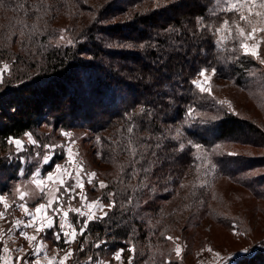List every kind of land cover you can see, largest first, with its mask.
<instances>
[{
  "label": "trees",
  "instance_id": "obj_1",
  "mask_svg": "<svg viewBox=\"0 0 264 264\" xmlns=\"http://www.w3.org/2000/svg\"><path fill=\"white\" fill-rule=\"evenodd\" d=\"M224 19L234 17L214 0H0V66L11 68L0 83V149L43 125L84 130L108 185L101 198L116 201L87 224L71 264L167 236L186 244L211 223L231 229L238 217L225 208L224 183L264 196V70L233 40L219 42ZM61 29L71 43H56ZM204 69H215L213 90L242 94L245 110L199 91ZM10 160L4 195L22 168ZM237 263L264 264V247Z\"/></svg>",
  "mask_w": 264,
  "mask_h": 264
},
{
  "label": "rangeland",
  "instance_id": "obj_2",
  "mask_svg": "<svg viewBox=\"0 0 264 264\" xmlns=\"http://www.w3.org/2000/svg\"><path fill=\"white\" fill-rule=\"evenodd\" d=\"M216 9L220 10V7L222 5H218L216 3V0H214ZM232 15L234 18H236L234 13H227ZM63 37V39H61ZM69 41V35L66 34L62 29L59 32V35L57 37L56 43L57 44H64ZM255 41H250L249 43H254ZM260 55L264 57V42L260 44ZM259 63L258 60H255ZM3 64V63H2ZM260 64V63H259ZM261 65V64H260ZM2 66V65H1ZM264 70V65H261ZM207 74L210 76V80L207 82L203 81V78L199 75L194 79L200 80L205 88L210 89V91H206L207 93H211L212 95L215 93V95L219 96L221 101H224L225 104L229 107L230 110L237 113V110H241L246 108L245 105V99L244 96L240 93H237L234 90H231L229 88H223L221 91H215L213 90V76L212 73L207 72ZM195 87L199 90V88L195 85ZM200 91V90H199ZM205 92V93H206ZM250 112H252L253 116L259 117V114L253 110L251 107V104L248 105ZM244 115V114H243ZM54 129V128H53ZM53 131V132H52ZM36 132V133H35ZM35 132L31 133L33 139L37 140V145L34 146L31 143L28 142V138L26 135L22 136L21 138L25 141V150L22 153H19L18 156L16 155V149L13 146V148H8L5 150L0 149V167H4L5 173L0 172V174L5 176H12L13 170L12 167L17 164L15 161H11L10 159H19L23 158L25 161L22 164L23 174L19 171L18 175L20 176L19 181L14 185L12 189L11 195H5L6 200L8 203H21L17 199L18 193L15 192V189L17 186H26V188H22V190H27L30 193L34 192V186L29 183L30 177L34 171L37 170V167L39 168V171L42 174H46L47 172L53 171L54 167L48 171L44 170L45 166H48L49 164L43 163V157L47 155L50 158V161L55 160V165H61L63 167H66L69 172H71L73 169L68 164V149L71 148L72 150V156L75 160L82 162L84 165V169L86 172L91 173L97 172L94 170V167H96L92 157H91V150L89 148V143L86 142L87 138V132L84 130H52L51 126L43 125L39 129H37ZM64 132L71 133V137H66L63 135ZM8 144V143H7ZM43 145H53L55 146L54 149H47L42 147ZM39 152L40 156L37 157L36 153ZM15 154L16 157H11L9 155ZM26 154V155H25ZM54 165V166H55ZM25 166H28V170L25 169ZM259 173H264V170H261ZM4 174V175H3ZM28 175V176H24ZM97 176L93 179V182L91 184L88 183L87 185V177L84 179V185H87V189L85 190V194H82L83 196L87 197V201L96 200L98 198H101V188H99V181H104L101 179L97 180ZM67 176H65L66 179ZM24 179V180H23ZM86 181V182H85ZM73 181H69L71 184ZM105 182V181H104ZM106 183V182H105ZM222 190V198L226 199V206L225 208L228 209V212L232 213L233 215H237L238 217V223L233 225V222L230 224V228L226 227L225 225H220L216 223H211L207 225L208 231H202L195 233V236L190 240L189 243H182L179 240H175V242L171 241V243L166 244V242H159L156 246H151L149 244H137L135 247V255L132 261V264H165V261L171 260V264H239L238 261H243L245 258H251L255 252L256 248L264 247V196L258 195L256 193V197L251 194L246 189L234 185L233 183H224ZM228 190L233 191L231 194H229ZM76 191H79V189H76ZM62 195L64 196L62 198H65V207H67V194L61 190ZM60 192V193H61ZM59 193V195H60ZM77 194V193H76ZM81 196L77 195V198L72 201V204H76L73 207H81L82 201L80 199ZM50 198L49 195L44 194L41 195L37 192L35 198L28 199L29 207H34L36 204L40 202H46L47 199ZM104 204L106 203L102 199ZM225 205V201L223 200ZM86 203V202H84ZM222 205V206H223ZM3 205H0V211H4ZM223 210V209H222ZM84 211L87 212L88 209L84 207ZM105 211H108L107 208H105ZM10 214L16 213L19 216H23L22 210L17 208L15 204H13V207L8 210ZM8 212L6 213L7 219L0 220V228H4L5 230L12 227V224L9 223V221H14L15 218L8 217ZM223 213V212H222ZM97 215H100V213H97ZM25 221L27 220V217L24 215ZM70 221L77 224V228L79 229L83 224L84 220L81 218H78L77 216L70 213L69 217ZM97 220V219H96ZM11 224V225H10ZM88 224V223H87ZM238 226V227H237ZM233 228V229H232ZM25 230V229H24ZM67 230V229H66ZM18 232L19 236L18 238L23 237L20 236L19 230L13 229L14 232ZM201 231V230H200ZM189 234V233H188ZM8 238V235H4V240ZM155 239V238H154ZM25 240V239H24ZM180 244L182 247V254L181 257H177L175 255V244ZM49 246H56L59 249L64 250L65 252L71 247L72 249H75L76 243L72 244L71 246L66 245L64 243L63 238L56 242V239H51L49 242ZM133 245L125 247L123 250V255L121 261H116L113 259L114 254L121 250L111 251L107 256H88L85 259H80L73 264H90L89 258H92L91 264H98V261L103 260L107 262V264H128L129 257L133 256L131 252L128 251L129 248H132ZM208 248L213 249L212 252L207 251ZM28 256H32V250L29 247L28 248ZM76 250V249H75ZM260 251V250H257ZM159 252V254H158ZM164 253L166 255V258H164V261L160 259L161 253ZM220 253V256L217 257L215 253ZM75 254V253H74ZM158 255L160 257H158ZM163 255V256H164ZM74 257V256H73ZM72 258H70L66 264H71ZM184 260V262H182Z\"/></svg>",
  "mask_w": 264,
  "mask_h": 264
},
{
  "label": "snow or ice",
  "instance_id": "obj_3",
  "mask_svg": "<svg viewBox=\"0 0 264 264\" xmlns=\"http://www.w3.org/2000/svg\"><path fill=\"white\" fill-rule=\"evenodd\" d=\"M220 7V11L225 13H234L236 18L224 19L220 27L215 29V33L219 36V42L223 44L227 40H233L238 48L242 50L244 56H250L254 60H258L261 65H264V57L260 55V44L264 42V0H216ZM215 14V13H214ZM27 15V13H25ZM39 19V17H38ZM199 22L203 27H209L204 24V18H200ZM26 26V25H25ZM33 28L36 25L32 26ZM227 32V36H224L223 33ZM23 35V32H21ZM63 39V37H61ZM250 41H255L254 43H249ZM71 43V41H68ZM231 51H236V48L233 47ZM11 68L8 63H3L0 66V83L4 82L6 74H10ZM215 74V69H212V75ZM199 76L203 78L204 82L210 80V76L207 74V69L201 70ZM201 92L210 91V89L205 88L203 83L200 80L193 81ZM221 103H225L222 101ZM133 129L130 127L128 132H132ZM28 138V142L32 145H37V140L33 139L31 133H25ZM64 136L71 137V133L64 132ZM10 145H13L16 149L17 154L22 153L25 150V141L18 138H9L7 141ZM42 147L47 149H54L53 145H43ZM181 150L183 145L180 146ZM197 149H200L199 144L195 145ZM219 147V146H217ZM132 154L135 155V149L132 150ZM36 156L39 157L40 153L37 152ZM68 164L72 167V171L69 172L66 167L61 165H55L54 171L47 172L42 174L37 167V170L34 171L30 177L29 183L34 186L35 191L29 192L27 190H22L26 186H17L15 192L18 193L17 199L21 203H8L4 194H0V205H3L4 211H0V220L7 219L6 213L9 209L13 207V204L28 218L25 220L16 219L14 221H9L12 224V227L5 230L0 228V243H3V247L0 248V252L3 255H0V261H3V264H41L40 257L41 253H44V259L49 260V264H66V262L74 256L75 249L69 247L65 252V255L59 259L56 256H53L49 259L47 256V251L45 247L44 235L52 229L58 228V231H54L53 235L57 242L62 238L66 245L71 246L76 243L80 236L84 235V232L87 228V223L92 222L93 220L100 219L103 220L109 215V211L116 207V201L114 199L110 200L108 204H104L102 199L98 198L96 200L87 201L86 196H81L82 201L81 207H73L72 201H74L76 196V189H80L81 192L84 190V179L87 177V183L91 184L93 179L96 177L95 172L88 173L84 169L82 162L75 160L72 156L71 148L68 149ZM21 163L25 161L23 158L20 160ZM50 158L45 155L43 157V163L49 164ZM23 174V169L20 170ZM67 176V179H65ZM69 181H73L71 184ZM99 188H107L108 185L104 181H99ZM201 187L205 186L204 184L200 185ZM61 189L64 193L67 194V207H65V199L59 195ZM37 192L41 195L47 194L50 198L46 202H40L34 207H29L28 199L35 198ZM115 193H109V196H115ZM86 202V203H84ZM129 202H131L129 200ZM84 207L88 209L87 212L84 211ZM105 208L108 211H105ZM70 213L84 220V224L78 229L77 224L70 221ZM100 213V215H97ZM31 228L33 234H29L28 231L24 229ZM13 229L19 230L20 236L23 237L30 245L32 250V256L37 257L34 260L27 259L28 253L24 252V249L18 248L16 251L24 253L20 256H10L11 249L7 246V241L4 240V235H10L13 232ZM67 229V230H66ZM165 239L169 241H175L177 238L172 236H167ZM101 244L96 243L94 247L100 248ZM80 251H84L83 244H80ZM61 249L57 248V252ZM129 252L133 256L129 257L128 264H132L135 248H129ZM175 255L181 257L182 247L180 244H175ZM207 251L212 252L213 249L208 248ZM124 250L121 249L117 251L113 259L116 261H121ZM217 257L220 256V253H215ZM90 264L92 258H89ZM98 264H107V262L100 260ZM165 264H171V260L165 261Z\"/></svg>",
  "mask_w": 264,
  "mask_h": 264
},
{
  "label": "crops",
  "instance_id": "obj_4",
  "mask_svg": "<svg viewBox=\"0 0 264 264\" xmlns=\"http://www.w3.org/2000/svg\"><path fill=\"white\" fill-rule=\"evenodd\" d=\"M53 171H54V169H53ZM66 179H67V177H66ZM24 180V179H23ZM86 182V181H85ZM87 183V182H86ZM87 185H88V183H87ZM87 185L86 186H84V190H83V192H81V190L79 189V191H76V196L77 195H79V196H83L82 194H85V190L87 189ZM62 190V189H61ZM60 195H62V192L60 193ZM65 195V194H64ZM63 195V196H64ZM63 196H61V197H63ZM65 199V198H64ZM76 204H72V206H75ZM18 212H16V213H13V214H10L9 212H8V217H10V219L11 218H15V220L16 219H19V220H24V219H26V218H24V215L23 216H19L18 214H17ZM28 219V218H27ZM11 225V224H10ZM3 228H4V226H3ZM26 231H28L29 232V234H33V230L31 229V228H29V229H25ZM59 229L58 228H55V229H52V230H49L45 235H44V241H45V247H46V251H47V256L49 257V259L51 258V257H53V256H56L57 257V259H59V258H61V257H63L64 256V250H62L61 249V251H59V252H57V247L56 246H49L50 244H49V242H50V240L48 239V237L49 236H51L52 237V239H55V237H54V235H53V232L54 231H58ZM49 232H50V234H49ZM18 236H19V234H18V232L16 231V232H14V234L12 233V234H10V235H8V238L6 239V241H7V246L12 250L11 251V253H10V256H20V255H24V253H22V252H18V251H16V249H18V248H23L24 249V252L25 253H28V248L30 247V245H29V243L26 241V240H24V239H22V238H18ZM57 242V241H56ZM3 247V243H0V248H2ZM0 255H3V253L2 252H0ZM37 257H30V256H28L27 257V259H29V260H34V259H36ZM39 259H40V261H41V264H49V260H45L44 259V253H41V255H40V257H38ZM0 264H3V261H0Z\"/></svg>",
  "mask_w": 264,
  "mask_h": 264
}]
</instances>
